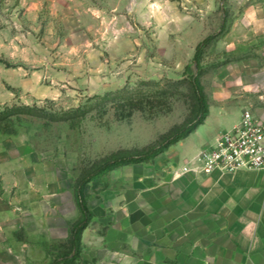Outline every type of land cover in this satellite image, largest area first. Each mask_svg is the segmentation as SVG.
<instances>
[{"label":"rangeland","instance_id":"rangeland-1","mask_svg":"<svg viewBox=\"0 0 264 264\" xmlns=\"http://www.w3.org/2000/svg\"><path fill=\"white\" fill-rule=\"evenodd\" d=\"M258 21L264 0H0V172L18 184L5 195L0 177L4 204L18 198L21 219L31 207L20 200L37 202L43 189L76 203L77 183L96 166L143 153L194 118L193 81L207 109L231 110L264 65ZM210 35L196 65V46ZM196 134L203 128L93 177L85 199L120 189L139 166L169 163ZM21 220L15 238L2 240L0 264H44L49 248L28 239ZM71 250H61L62 263Z\"/></svg>","mask_w":264,"mask_h":264},{"label":"crops","instance_id":"crops-1","mask_svg":"<svg viewBox=\"0 0 264 264\" xmlns=\"http://www.w3.org/2000/svg\"><path fill=\"white\" fill-rule=\"evenodd\" d=\"M253 28L264 34L262 21ZM240 93L245 97L231 110L209 108L193 132L203 128V134H196L186 150L172 152L169 163L161 158L154 166H139L117 184L120 189L102 193L91 204L84 196L92 217L80 233L77 253L71 250L65 264H264V170L205 175L192 161L218 133L233 128L243 110L264 122V65ZM180 146L181 142L176 145ZM186 158L192 166L184 162ZM0 177L10 196L17 182L10 172H0ZM43 193L38 203L27 196L20 200L31 207L22 220L14 209L23 206L18 198L10 205L0 198V253L2 240L15 238L21 220L28 239L49 248L41 254L44 264L61 258L80 212L66 196L54 198L48 189Z\"/></svg>","mask_w":264,"mask_h":264},{"label":"built area","instance_id":"built-area-1","mask_svg":"<svg viewBox=\"0 0 264 264\" xmlns=\"http://www.w3.org/2000/svg\"><path fill=\"white\" fill-rule=\"evenodd\" d=\"M202 174L237 170H264V122L250 110H243L239 122L218 133L213 144L196 157Z\"/></svg>","mask_w":264,"mask_h":264},{"label":"trees","instance_id":"trees-1","mask_svg":"<svg viewBox=\"0 0 264 264\" xmlns=\"http://www.w3.org/2000/svg\"><path fill=\"white\" fill-rule=\"evenodd\" d=\"M223 27V26H222ZM213 35L207 36L204 38L198 45L196 46V51L194 55V62L196 65L199 64V57L201 53V49L203 46L207 45L211 39L213 38ZM193 90L195 93V99L197 103V110L194 118L190 121H188L185 125L178 128L174 132L168 134L159 144L153 146L152 148L148 149L147 151L135 155H122V156H114L98 166H96L92 172H90L87 176L82 178L76 185V203L77 207L80 212V219L73 225L71 229V241L70 245L72 250L74 251L75 255L78 251L79 247V236L81 231L88 225V223L91 220V213L86 205L84 194H83V186L85 183L90 181L93 177L100 175L108 170H111L117 166L135 163V162H142L146 161L148 159H151L152 157L158 155L159 153L163 152L167 147L170 145L186 138L188 135L193 133L199 125L203 123L205 120L208 109L205 103L204 97L199 92V89L195 83V81L192 82ZM14 112L16 110L18 111H31L30 108H18L17 106H14ZM20 113V112H17ZM27 113V112H25ZM30 113V112H28ZM62 263V260L56 259L50 264H59Z\"/></svg>","mask_w":264,"mask_h":264}]
</instances>
